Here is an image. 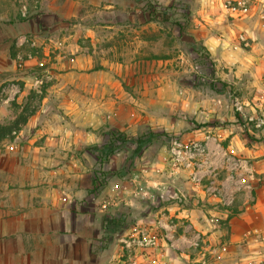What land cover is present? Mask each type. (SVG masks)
<instances>
[{
	"label": "rangeland",
	"instance_id": "374dc122",
	"mask_svg": "<svg viewBox=\"0 0 264 264\" xmlns=\"http://www.w3.org/2000/svg\"><path fill=\"white\" fill-rule=\"evenodd\" d=\"M219 13L0 0V264H264L262 83ZM208 36L229 41L225 59ZM113 134L129 141L112 152ZM241 172L256 189L224 206Z\"/></svg>",
	"mask_w": 264,
	"mask_h": 264
},
{
	"label": "crops",
	"instance_id": "0c3cea01",
	"mask_svg": "<svg viewBox=\"0 0 264 264\" xmlns=\"http://www.w3.org/2000/svg\"><path fill=\"white\" fill-rule=\"evenodd\" d=\"M226 1L227 0H212V5L220 11L219 14H221L224 19L230 22L231 27H228V30L239 26L241 28L239 38L241 36H244V38L247 40V42L244 43L239 41V39H236V43H233L234 48L232 49V51H234V53L239 55L241 58H248L252 62V66L247 68L250 70L251 75H253V73L256 74V80H261L262 83V89L258 91V94H260V96L257 94V96H259L260 98V101L255 99L254 103L257 107L256 109H262V113L264 115V0H247V2L249 3V11L240 17H235L231 11L226 9ZM202 40L204 45L207 47V50L211 57H215L217 61L225 59L227 57V54H229L228 49L226 47L229 42L227 39L222 40L220 38L221 43H219V47L214 49H212L210 46V36H208V39L203 38ZM222 61L224 62L225 60ZM225 65L228 66V64ZM229 67L233 69L235 77L239 78L244 75L243 73H245L243 70L244 67H242V65L240 64H233L232 67ZM251 167L252 168L250 170V177L254 178L255 182H257L256 177L257 174L262 171L261 167L256 162ZM226 182L228 197L227 200H224V206L228 207L235 203L238 191H242L246 188L256 189L257 185L256 183H251L243 172H241L240 174H227ZM217 235H222V231L219 230L218 232H213L210 236V239L216 238ZM235 242L236 240L233 236V239L231 243H229V245H232ZM215 250H213V252Z\"/></svg>",
	"mask_w": 264,
	"mask_h": 264
},
{
	"label": "trees",
	"instance_id": "16d2710c",
	"mask_svg": "<svg viewBox=\"0 0 264 264\" xmlns=\"http://www.w3.org/2000/svg\"><path fill=\"white\" fill-rule=\"evenodd\" d=\"M177 27L180 29V30H182L183 29V27L181 26V24H177ZM207 57H210L211 58V55L209 54V52H208V50H207ZM213 87H215V86H213ZM153 137H155V138H159V135H153ZM3 137L2 136H0V142H1V139H2ZM132 140H134L136 143L139 141V140H136V139H132ZM129 141V139L128 138H126L125 136H120V135H116V134H113L112 135V138H111V142H112V144H113V146L111 147L112 148V152L116 149V147H117V145H118V143H126V142H128ZM139 143V142H138ZM143 142H141V145L143 146ZM139 147H140V144H139ZM107 157L108 156H106V158H105V160H107ZM102 161H103V158H102ZM106 178H107V174H105V173H102V172H100L99 174H97V176L95 177V179L93 180V182H92V185H93V190H91L90 192H92V193H97V191H99V189L101 188V187H103L105 184H106ZM254 194V193H253Z\"/></svg>",
	"mask_w": 264,
	"mask_h": 264
},
{
	"label": "built area",
	"instance_id": "2783aa9c",
	"mask_svg": "<svg viewBox=\"0 0 264 264\" xmlns=\"http://www.w3.org/2000/svg\"><path fill=\"white\" fill-rule=\"evenodd\" d=\"M225 7L227 10L231 11L235 17H240L249 11V3L247 2V0H227L225 3ZM240 40L244 43L247 42L244 36H241ZM178 146H181V145L179 144ZM174 153L177 156H181L183 151L176 148L174 150Z\"/></svg>",
	"mask_w": 264,
	"mask_h": 264
}]
</instances>
